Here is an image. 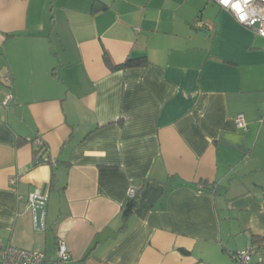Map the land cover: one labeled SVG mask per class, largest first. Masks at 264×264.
Segmentation results:
<instances>
[{
    "label": "crops",
    "instance_id": "obj_1",
    "mask_svg": "<svg viewBox=\"0 0 264 264\" xmlns=\"http://www.w3.org/2000/svg\"><path fill=\"white\" fill-rule=\"evenodd\" d=\"M46 184L39 229L30 197ZM9 246L44 264H236L247 248L264 264V38L213 0H0Z\"/></svg>",
    "mask_w": 264,
    "mask_h": 264
},
{
    "label": "built area",
    "instance_id": "obj_2",
    "mask_svg": "<svg viewBox=\"0 0 264 264\" xmlns=\"http://www.w3.org/2000/svg\"><path fill=\"white\" fill-rule=\"evenodd\" d=\"M222 9L230 12L238 23L249 28L254 34L264 38V0H213ZM196 28L198 30L210 31L212 25L203 23L200 19L196 20ZM8 100L12 99V95H8ZM236 124L239 129H246L244 115H238ZM35 145L40 148L38 156L45 151L44 142L41 139L35 141ZM39 191L33 194L30 198L33 206H36V198ZM137 195L135 188H130L128 191V199H133ZM254 248H247L239 251L234 255L236 264H255L253 261ZM70 253L65 243H60L58 246V260L67 262L70 260ZM46 254L36 251H28L16 247H1L0 248V264H44L46 262Z\"/></svg>",
    "mask_w": 264,
    "mask_h": 264
},
{
    "label": "trees",
    "instance_id": "obj_3",
    "mask_svg": "<svg viewBox=\"0 0 264 264\" xmlns=\"http://www.w3.org/2000/svg\"><path fill=\"white\" fill-rule=\"evenodd\" d=\"M105 61H106L107 65L110 67V69L113 70V71H116V70H124V69H128V68H143V67H147L149 65V61H148V59L146 57L128 58L126 61H124L122 64H119V65H113L109 61V59H108L107 56L105 57ZM36 140H34L33 144L35 143ZM44 146H45V151L40 156H38L39 151H40V148H38V146H36L35 153H36V160H37V162H38V160L39 161L40 160H45L44 157L49 152L48 146L46 145L45 142H44ZM46 162H50L49 159ZM138 194L139 193L137 191V195H136L135 198L128 199L127 209H126V212H125V216L126 217L129 216L132 213V211L134 210L135 206L137 205L138 197H139ZM262 238L263 237H254V243H258V240H260ZM254 245H256V244H254ZM184 253H187V252L184 251Z\"/></svg>",
    "mask_w": 264,
    "mask_h": 264
},
{
    "label": "water",
    "instance_id": "obj_4",
    "mask_svg": "<svg viewBox=\"0 0 264 264\" xmlns=\"http://www.w3.org/2000/svg\"><path fill=\"white\" fill-rule=\"evenodd\" d=\"M202 32L206 33L205 30H203ZM202 36L205 37L206 34ZM49 189L50 187L48 184L44 185L42 188V191L39 193L35 201L37 205L34 207V213L36 217V225L39 229H43L44 227V219H45V215L47 213V207L49 204V199H48ZM30 204L33 205L31 200H30Z\"/></svg>",
    "mask_w": 264,
    "mask_h": 264
}]
</instances>
